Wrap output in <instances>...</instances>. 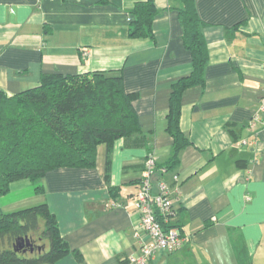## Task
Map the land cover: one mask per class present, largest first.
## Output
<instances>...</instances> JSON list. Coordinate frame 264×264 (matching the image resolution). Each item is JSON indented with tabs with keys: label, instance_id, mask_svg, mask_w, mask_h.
<instances>
[{
	"label": "crops",
	"instance_id": "1",
	"mask_svg": "<svg viewBox=\"0 0 264 264\" xmlns=\"http://www.w3.org/2000/svg\"><path fill=\"white\" fill-rule=\"evenodd\" d=\"M137 1L144 0H0V90L17 93L46 73L114 69L134 95L138 132L98 144L92 167L48 170L42 193L0 204H47L73 250L55 264H129L148 239L134 195L147 153L158 164L170 156L171 85L190 72L191 57L178 0H154L152 37L128 36ZM194 1L208 53L204 84L182 92L179 128L189 143L173 168L155 175L176 209L171 224L188 240L157 252L153 264H264V0ZM31 185L19 179L9 191Z\"/></svg>",
	"mask_w": 264,
	"mask_h": 264
},
{
	"label": "trees",
	"instance_id": "2",
	"mask_svg": "<svg viewBox=\"0 0 264 264\" xmlns=\"http://www.w3.org/2000/svg\"><path fill=\"white\" fill-rule=\"evenodd\" d=\"M178 2L175 9L191 70L171 85L166 130L172 149L155 170L173 168L179 151L189 143L179 128L181 95L191 86L204 84L208 60L195 1ZM158 12L154 0L135 2L128 9V36L152 37ZM133 96L124 91L120 72L114 69L46 73L37 85L17 93L0 90V195L19 179L35 182L34 192L42 193L41 179L48 170L92 167L98 144L111 146L116 139L139 131ZM71 251L45 202L12 211L0 206V264H55ZM73 253L81 261L80 253Z\"/></svg>",
	"mask_w": 264,
	"mask_h": 264
},
{
	"label": "built area",
	"instance_id": "3",
	"mask_svg": "<svg viewBox=\"0 0 264 264\" xmlns=\"http://www.w3.org/2000/svg\"><path fill=\"white\" fill-rule=\"evenodd\" d=\"M259 108L264 112V84L259 97ZM241 143L245 144L246 140ZM155 165L152 153H147L133 204L139 215L138 229L148 239L142 240L138 255L128 257L129 264H153L157 252L171 253L180 249L188 240V236L177 225L171 224L176 209L168 185L164 178H154L156 172L160 170L164 173L166 170H155ZM173 179L177 181L178 175L173 174Z\"/></svg>",
	"mask_w": 264,
	"mask_h": 264
},
{
	"label": "rangeland",
	"instance_id": "4",
	"mask_svg": "<svg viewBox=\"0 0 264 264\" xmlns=\"http://www.w3.org/2000/svg\"><path fill=\"white\" fill-rule=\"evenodd\" d=\"M35 185L37 184L33 182L31 186H25L20 188L19 190H10L5 194L0 195V204L5 206L7 205L11 206L13 202L17 201V198L29 194L32 191V189L35 187ZM25 198H28V196L24 197L23 199Z\"/></svg>",
	"mask_w": 264,
	"mask_h": 264
}]
</instances>
